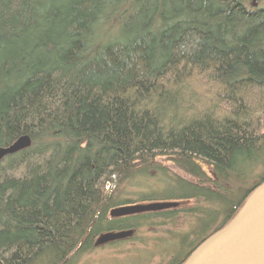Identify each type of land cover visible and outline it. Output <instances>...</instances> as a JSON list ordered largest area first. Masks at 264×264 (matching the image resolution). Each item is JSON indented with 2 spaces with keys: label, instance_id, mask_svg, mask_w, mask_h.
<instances>
[{
  "label": "trees",
  "instance_id": "trees-1",
  "mask_svg": "<svg viewBox=\"0 0 264 264\" xmlns=\"http://www.w3.org/2000/svg\"><path fill=\"white\" fill-rule=\"evenodd\" d=\"M252 1L0 0V147L31 141L0 160V264H74L186 213L208 226L172 243L164 264H182L236 215L264 181V7ZM143 178L185 190L121 195ZM149 202L172 205L109 214ZM119 230L132 234L96 243Z\"/></svg>",
  "mask_w": 264,
  "mask_h": 264
},
{
  "label": "water",
  "instance_id": "water-1",
  "mask_svg": "<svg viewBox=\"0 0 264 264\" xmlns=\"http://www.w3.org/2000/svg\"><path fill=\"white\" fill-rule=\"evenodd\" d=\"M30 143V137L22 135L11 145L0 147V160ZM171 205L170 202L128 204L112 208L109 214L123 216ZM131 234V230L106 232L96 243L123 239ZM182 264H264V181L252 190L236 215L196 246Z\"/></svg>",
  "mask_w": 264,
  "mask_h": 264
},
{
  "label": "rangeland",
  "instance_id": "rangeland-1",
  "mask_svg": "<svg viewBox=\"0 0 264 264\" xmlns=\"http://www.w3.org/2000/svg\"><path fill=\"white\" fill-rule=\"evenodd\" d=\"M253 3L264 7V0H254ZM102 30H106V27ZM157 162L166 167L171 174L191 180L190 176L178 170L171 160L159 158ZM204 168L209 171L207 166H204ZM141 180L143 181L137 184L122 183L121 195L136 199L140 193L173 195L185 190L173 184L174 182H168L167 180L148 179V183L144 182L147 179L144 180L143 178ZM175 222L177 225L173 226L171 223H167L164 229L158 230L156 229L158 227L157 222L154 221L152 223L153 227H149V225L140 227L132 239L95 247L79 257L74 264H164L169 260V255L173 253L171 245L176 242L177 236L192 229L196 236H200L206 230L205 226H208L206 224L200 227L194 226L195 219L186 213L178 215Z\"/></svg>",
  "mask_w": 264,
  "mask_h": 264
}]
</instances>
